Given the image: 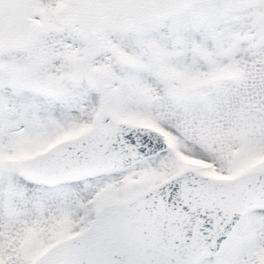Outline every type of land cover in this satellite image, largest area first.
I'll return each mask as SVG.
<instances>
[{
	"label": "snow or ice",
	"instance_id": "obj_1",
	"mask_svg": "<svg viewBox=\"0 0 264 264\" xmlns=\"http://www.w3.org/2000/svg\"><path fill=\"white\" fill-rule=\"evenodd\" d=\"M0 264H264V0H0Z\"/></svg>",
	"mask_w": 264,
	"mask_h": 264
}]
</instances>
